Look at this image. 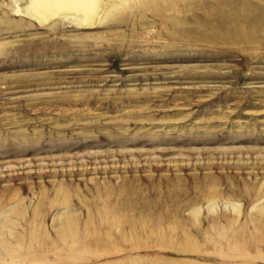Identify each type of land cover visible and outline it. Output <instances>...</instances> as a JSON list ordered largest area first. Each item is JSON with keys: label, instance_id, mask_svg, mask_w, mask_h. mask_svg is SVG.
<instances>
[{"label": "rangeland", "instance_id": "1", "mask_svg": "<svg viewBox=\"0 0 264 264\" xmlns=\"http://www.w3.org/2000/svg\"><path fill=\"white\" fill-rule=\"evenodd\" d=\"M23 1L0 0V264H264V0L82 28Z\"/></svg>", "mask_w": 264, "mask_h": 264}, {"label": "bare ground", "instance_id": "2", "mask_svg": "<svg viewBox=\"0 0 264 264\" xmlns=\"http://www.w3.org/2000/svg\"><path fill=\"white\" fill-rule=\"evenodd\" d=\"M133 1L135 2V0H24L23 5L19 3L15 9L21 14L29 15L41 24H46L58 18L62 20L70 18L75 20L76 24H79L78 28H82L85 26H95L101 22L103 23L106 18L117 16L120 11L135 9V4L138 3H133ZM137 1L145 10L150 9L154 13L158 12L166 23L168 20L167 10L176 8L180 13L183 12L182 3L184 0H174V3L171 0Z\"/></svg>", "mask_w": 264, "mask_h": 264}]
</instances>
